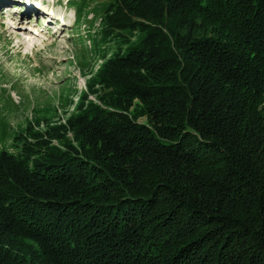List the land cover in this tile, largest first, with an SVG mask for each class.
Listing matches in <instances>:
<instances>
[{"label":"trees","instance_id":"obj_1","mask_svg":"<svg viewBox=\"0 0 264 264\" xmlns=\"http://www.w3.org/2000/svg\"><path fill=\"white\" fill-rule=\"evenodd\" d=\"M103 19L138 40L66 123L0 150V264H264V0Z\"/></svg>","mask_w":264,"mask_h":264},{"label":"rangeland","instance_id":"obj_2","mask_svg":"<svg viewBox=\"0 0 264 264\" xmlns=\"http://www.w3.org/2000/svg\"><path fill=\"white\" fill-rule=\"evenodd\" d=\"M52 1L56 14L63 13L72 23L58 35L47 33L33 17V32L25 29L23 34L0 18V150L17 154L34 130L53 132L66 123L99 65L139 38L136 30L106 33L104 11L117 0ZM47 2L51 6V0ZM8 11L11 18L20 15L18 8ZM64 131L69 132L67 127ZM51 142L56 143L54 138Z\"/></svg>","mask_w":264,"mask_h":264},{"label":"bare ground","instance_id":"obj_3","mask_svg":"<svg viewBox=\"0 0 264 264\" xmlns=\"http://www.w3.org/2000/svg\"><path fill=\"white\" fill-rule=\"evenodd\" d=\"M37 3L39 4H34L32 0H0V12H4V11L6 12V14H4L8 22L6 24L8 25L13 23V26L10 25V28L15 29L14 31L15 33H19V34L26 33L25 29H29L28 28L29 22H23V21H28L30 20L31 17L34 18V16L38 15V18H40V20L44 25V26L41 25L42 29L44 30L48 25H51L54 28H56V31H53V34L58 35V33L61 32V30L57 31L58 29H60V26L56 24V19H55L56 12L53 9L54 1L51 0V6H49V2H47V0H39V2ZM11 7L18 8L17 13H20V15H18L19 17L17 19L13 17L11 18L8 11L10 10ZM64 22L66 21H63V23Z\"/></svg>","mask_w":264,"mask_h":264}]
</instances>
